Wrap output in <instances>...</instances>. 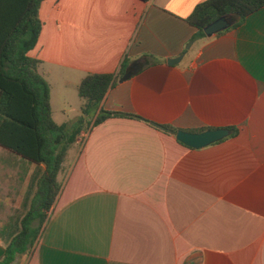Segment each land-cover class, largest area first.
I'll return each instance as SVG.
<instances>
[{
	"label": "crops",
	"instance_id": "1",
	"mask_svg": "<svg viewBox=\"0 0 264 264\" xmlns=\"http://www.w3.org/2000/svg\"><path fill=\"white\" fill-rule=\"evenodd\" d=\"M204 1H42L28 56L52 120L80 115L78 86L94 74L114 76L103 111L140 119L79 134L38 243L16 264H264V7L193 41L186 19ZM142 57L150 65L129 70ZM153 124L230 135L191 149ZM4 248L1 234L0 260Z\"/></svg>",
	"mask_w": 264,
	"mask_h": 264
},
{
	"label": "trees",
	"instance_id": "2",
	"mask_svg": "<svg viewBox=\"0 0 264 264\" xmlns=\"http://www.w3.org/2000/svg\"><path fill=\"white\" fill-rule=\"evenodd\" d=\"M42 1L0 0V148L34 165L19 214L0 231L5 245L0 264H16L33 252L60 190L57 175L79 134L114 116L140 119L103 111L101 103L114 76L94 74L78 86L83 101L80 115L62 125L52 120L49 85L37 71L39 61L28 56L40 34ZM263 7L264 0H206L186 22L196 30L195 41L206 38L203 30L214 21L225 17L234 21L232 28L237 27ZM145 58L133 62L129 70L137 73L149 66ZM160 128L173 136L178 131L171 126Z\"/></svg>",
	"mask_w": 264,
	"mask_h": 264
},
{
	"label": "rangeland",
	"instance_id": "3",
	"mask_svg": "<svg viewBox=\"0 0 264 264\" xmlns=\"http://www.w3.org/2000/svg\"><path fill=\"white\" fill-rule=\"evenodd\" d=\"M57 116L54 112L55 119H58ZM69 116L75 118L72 113ZM20 161L21 167L11 154L0 148V229L20 212L19 201L22 202L27 187L25 181L28 173L25 166L30 165L24 160ZM13 170L17 173L14 174Z\"/></svg>",
	"mask_w": 264,
	"mask_h": 264
},
{
	"label": "water",
	"instance_id": "4",
	"mask_svg": "<svg viewBox=\"0 0 264 264\" xmlns=\"http://www.w3.org/2000/svg\"><path fill=\"white\" fill-rule=\"evenodd\" d=\"M234 21L229 20L228 18L222 17L213 23L206 26L203 30L206 37L210 38L222 31L227 30L233 25ZM191 43L186 46V49L190 47ZM182 56L175 59H169L166 61V64L169 66H175L180 62ZM130 76V73L126 74L122 80L127 79ZM155 127L160 128L159 125L153 124ZM230 135V131L227 129H216V130H207L200 133L185 132L182 130L177 131L175 138L176 140L183 144L184 146L191 149H200L206 146H209L213 143H216Z\"/></svg>",
	"mask_w": 264,
	"mask_h": 264
}]
</instances>
